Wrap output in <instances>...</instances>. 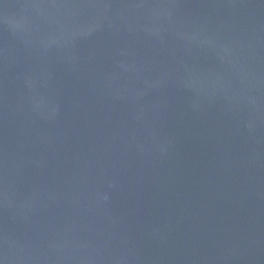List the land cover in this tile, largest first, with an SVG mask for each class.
Here are the masks:
<instances>
[{
  "label": "water",
  "instance_id": "obj_1",
  "mask_svg": "<svg viewBox=\"0 0 264 264\" xmlns=\"http://www.w3.org/2000/svg\"><path fill=\"white\" fill-rule=\"evenodd\" d=\"M0 264H264V0H0Z\"/></svg>",
  "mask_w": 264,
  "mask_h": 264
}]
</instances>
